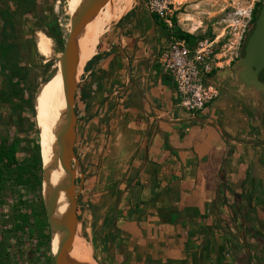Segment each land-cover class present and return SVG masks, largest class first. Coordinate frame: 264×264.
<instances>
[{
  "label": "crops",
  "instance_id": "1",
  "mask_svg": "<svg viewBox=\"0 0 264 264\" xmlns=\"http://www.w3.org/2000/svg\"><path fill=\"white\" fill-rule=\"evenodd\" d=\"M53 0H0V120L32 122L38 33ZM168 34L134 6L101 38L76 93V147L121 149L109 256L126 264H264V101L232 76L209 83L219 98L199 116L175 105L157 64ZM103 188V187H102ZM112 191V190H111Z\"/></svg>",
  "mask_w": 264,
  "mask_h": 264
},
{
  "label": "rangeland",
  "instance_id": "2",
  "mask_svg": "<svg viewBox=\"0 0 264 264\" xmlns=\"http://www.w3.org/2000/svg\"><path fill=\"white\" fill-rule=\"evenodd\" d=\"M82 1L53 0V18L49 21L50 24L44 29V32H39L52 39L53 53L50 58L42 55L39 64L33 66L32 102L30 104L32 122L25 130L17 132L13 129L7 131L6 122L0 120V137L10 136L11 142L15 139L20 140V146L14 148L12 153V157L19 162L32 156L35 145H41L40 128L35 117V99L45 79L62 56L71 31V9L72 7H79ZM150 1L130 0L131 8L142 5L151 12ZM170 1L172 3L168 4V9L163 17L151 12L153 16L156 15L158 17V23L168 34L167 42L170 41L171 35L178 37L176 35L177 32L182 31L197 38L193 44L188 43L191 47L203 39L217 40L219 44L215 49L216 53L230 54L235 52L239 56L246 36L252 34L253 19L257 14L258 5L264 4V0ZM129 10L125 11L122 16ZM173 19H176V24H174ZM168 21L171 22L172 27L169 26ZM114 23L115 21H109L101 38ZM93 59L90 63H92ZM237 60L238 58H236ZM235 62L226 69H230ZM88 72L89 69L81 73L79 86L82 85ZM114 139L115 137L105 147L100 145L91 147L87 144L88 139L80 141L77 147L75 145V153L80 162L76 179L79 193L77 211L79 218L78 235L84 240L92 253L91 257L88 258L78 252V257L83 264H126L121 257H112L108 253L111 250V247L108 246L110 242L108 233L109 220L114 217L116 206L120 199L116 193L112 194V192H115L113 189H111L112 191L107 190L105 186H112L116 183L122 174L123 168L118 165L121 149L115 144ZM17 191V189L12 190L11 188H8L5 192L0 191V243L2 241L1 235H6L13 227L15 217L12 212V206L17 198ZM42 197L46 208H50L51 204L45 200L43 188ZM33 200L36 201L35 199ZM35 210H37V207H35ZM35 210H30V214L33 215ZM36 243L37 237L31 235L30 232L23 235L18 243L17 240L13 239L10 242L9 264H48L45 260L46 256L37 251ZM51 258L52 264H54L53 254H51Z\"/></svg>",
  "mask_w": 264,
  "mask_h": 264
},
{
  "label": "water",
  "instance_id": "3",
  "mask_svg": "<svg viewBox=\"0 0 264 264\" xmlns=\"http://www.w3.org/2000/svg\"><path fill=\"white\" fill-rule=\"evenodd\" d=\"M111 0H91L89 5L80 9L71 18V31L63 50L60 62L64 83L65 114L59 129V161L64 167L62 188L68 195V203L64 211V226L61 229V239L54 245L52 237V254L54 264H74L71 258V246L78 236L79 193L76 179L79 173V160L75 153L77 141V114L75 110L76 93L79 87L77 68L80 60L78 41L82 29L96 16ZM237 80L246 89L255 88L264 92V83L259 82L258 74L264 70V4L257 18L255 29L249 37L244 55L238 59L232 69L223 70L216 75L236 76ZM58 73L55 68L45 79L44 83L51 81ZM43 83V84H44ZM39 92V91H38ZM38 94V93H37ZM83 177V175H82ZM47 208L51 235L54 230L55 218L53 216L54 201ZM52 215V217H51Z\"/></svg>",
  "mask_w": 264,
  "mask_h": 264
},
{
  "label": "bare ground",
  "instance_id": "4",
  "mask_svg": "<svg viewBox=\"0 0 264 264\" xmlns=\"http://www.w3.org/2000/svg\"><path fill=\"white\" fill-rule=\"evenodd\" d=\"M90 2L91 0H83L79 7H72L71 16L76 15L80 9L89 5ZM129 8H131L130 0H111L82 29L78 41L80 60L77 68V79L81 78L85 65L87 66L95 57L100 38L105 32L109 21L118 20ZM37 48L41 55L50 58L53 53L52 39L44 33H38ZM54 68L58 70V73L51 81L42 84L35 99L34 109L36 121L40 128L44 175L43 191L47 202L54 201L52 213L55 224L52 237L53 243L56 245L61 239V229L65 223L63 213L69 198L67 193L59 188L64 179V167L59 161V129L65 114L61 62L59 61ZM78 252L88 258L92 255L90 248L87 247L79 235L71 246L70 254L74 264H83L78 257Z\"/></svg>",
  "mask_w": 264,
  "mask_h": 264
},
{
  "label": "trees",
  "instance_id": "5",
  "mask_svg": "<svg viewBox=\"0 0 264 264\" xmlns=\"http://www.w3.org/2000/svg\"><path fill=\"white\" fill-rule=\"evenodd\" d=\"M262 6L263 4L258 5L257 14L253 19L252 31L255 29ZM154 18L157 22L159 21L156 15ZM173 22L176 24V19H173ZM176 35L178 38L185 39L189 44H193L197 39L194 35L182 31H178ZM90 62L86 66V71L90 67ZM18 146H20L19 139L11 142L10 136L0 137V191L5 192L8 188L18 190L17 198L12 206L15 217L13 227L6 235H1L0 264H9L10 242L14 239L18 243L27 232L37 237V251L46 256V263L52 264L51 228L48 211L42 197L43 161L41 147L39 144L35 145L32 156L19 162L12 157L14 148ZM30 210H35V213L31 215Z\"/></svg>",
  "mask_w": 264,
  "mask_h": 264
},
{
  "label": "built area",
  "instance_id": "6",
  "mask_svg": "<svg viewBox=\"0 0 264 264\" xmlns=\"http://www.w3.org/2000/svg\"><path fill=\"white\" fill-rule=\"evenodd\" d=\"M171 3L170 0H151L149 4L151 12L163 17ZM218 44L217 40L203 39L191 47L185 39L171 35L158 55L157 64L175 86L176 107L192 117L199 116L220 96L209 79L239 58L235 52L216 53Z\"/></svg>",
  "mask_w": 264,
  "mask_h": 264
},
{
  "label": "flooded vegetation",
  "instance_id": "7",
  "mask_svg": "<svg viewBox=\"0 0 264 264\" xmlns=\"http://www.w3.org/2000/svg\"><path fill=\"white\" fill-rule=\"evenodd\" d=\"M251 32H253V31H251ZM250 36H251V34H250ZM250 36H246V39H245L244 45H243V47H242V51H241V53H240L239 58H241V57L244 55L245 48H246V44H247V41H248V39H249ZM243 51H244V52H243ZM239 58H238V59H239ZM237 61H238V60H237ZM233 65H234V64H233ZM233 65L231 66L230 69L233 68ZM234 72H236V76H234V78L237 79L238 72H237V70H235ZM258 80H259V82L264 83V70H262V71L258 74ZM244 90H245L246 93H249L250 95L252 94V97H254V98H256V99H259V100H261V101H264V92L257 91L255 88H251V89H249V90L246 89V88H244Z\"/></svg>",
  "mask_w": 264,
  "mask_h": 264
}]
</instances>
